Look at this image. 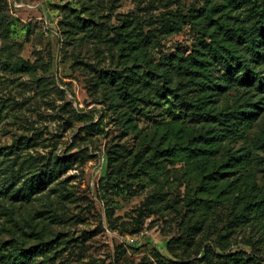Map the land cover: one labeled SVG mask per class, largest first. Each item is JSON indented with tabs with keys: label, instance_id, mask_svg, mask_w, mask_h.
Listing matches in <instances>:
<instances>
[{
	"label": "trees",
	"instance_id": "1",
	"mask_svg": "<svg viewBox=\"0 0 264 264\" xmlns=\"http://www.w3.org/2000/svg\"><path fill=\"white\" fill-rule=\"evenodd\" d=\"M77 1L88 19L69 8L60 26L70 41L93 40L111 61L94 83L104 92L117 132L105 153V184L131 194L138 190L127 182L141 178L149 189L140 212L158 213L175 224L176 233L164 247L172 258L152 250L156 264H264V182L254 178L260 168L264 173V0H242L243 6L240 0H226L228 13L221 15L217 28L210 18L218 9L198 11L204 22L196 31L205 51L196 47L189 54L169 55L162 43L180 33L184 22L178 11H168L176 0H151V6L159 3L167 9L157 17L155 9L138 0L135 9L111 26L95 20L102 18L100 11L111 14L120 0ZM237 8L246 10L252 27L227 19ZM5 40L0 82L26 76L37 88L53 86L49 71L38 76L37 67L14 56ZM10 100L0 94L4 132L13 127L12 119L18 120L9 112ZM139 118L150 124L139 128ZM36 134L14 133L10 144L0 141L1 202H30L56 182L73 158L83 156L74 152L46 160L27 155ZM129 136L131 147L121 143ZM75 138L81 139L80 133ZM260 177L264 180V174ZM236 237L249 253L232 250L239 244ZM13 250L6 256L8 248L0 250V264H28L38 252L45 253L41 245Z\"/></svg>",
	"mask_w": 264,
	"mask_h": 264
},
{
	"label": "rangeland",
	"instance_id": "2",
	"mask_svg": "<svg viewBox=\"0 0 264 264\" xmlns=\"http://www.w3.org/2000/svg\"><path fill=\"white\" fill-rule=\"evenodd\" d=\"M150 1L143 0L142 5L155 9L152 14L156 17L167 11L159 3L151 6ZM176 2L168 11H178L184 22L180 33L165 38L163 53L189 54L196 47L205 51L204 44L199 46L196 31V25L204 22L198 11L218 9L210 18L211 27L217 28L221 15L228 13L223 8L229 5L228 1ZM115 5L111 14L100 11L102 18L95 21L118 25L123 14L137 7L138 0H120ZM69 8L74 12L81 10L80 16L88 19V12L81 9L77 0H0V46L7 37L5 43L12 46L14 56L35 65L38 76L49 71L48 78L53 80V86L41 88L26 76L20 78L22 81L13 76L15 80L0 82V94H8L11 99L9 112L18 116L6 132L0 124V141L10 144L14 133H39L34 146L22 150L27 155L43 156L46 160L65 158L74 152L83 155L67 162L68 168L56 182L30 202L0 201V250L7 247L8 252H3L6 256L14 248L44 246L45 253L38 252L28 264H156L152 250L172 258L164 247L165 241L176 233L175 224L158 213L140 212L149 184H143L141 178L130 179L127 183L138 190L131 194L117 192L105 184V153L110 143L116 142L117 132L102 100L104 92L94 83L99 72L111 68L110 56L105 49H95L91 39L82 43L68 40L60 22L66 13L69 15ZM246 15V10L237 8L227 19L252 27L254 21ZM154 56L158 59L160 55ZM137 123L142 128L150 121L139 118ZM79 133L81 139H76ZM121 143L131 147L134 139L122 137ZM260 169L254 175L258 184L264 182ZM235 239L239 244L232 250L249 253L250 248L241 245V238Z\"/></svg>",
	"mask_w": 264,
	"mask_h": 264
}]
</instances>
